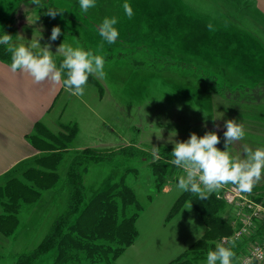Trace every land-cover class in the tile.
I'll list each match as a JSON object with an SVG mask.
<instances>
[{
    "label": "rangeland",
    "instance_id": "374dc122",
    "mask_svg": "<svg viewBox=\"0 0 264 264\" xmlns=\"http://www.w3.org/2000/svg\"><path fill=\"white\" fill-rule=\"evenodd\" d=\"M76 1L40 0L37 6L32 0H0V36L11 35L14 46L50 44L53 59H64L55 50L64 43L105 59V76L91 75L97 85L87 83L82 96L64 88L41 125L53 135L77 127L74 140L60 149L61 180L83 145L104 149L134 143L152 153L153 146H174L192 133L202 137L215 132L220 138L216 147L224 151L227 120L245 130L244 139L229 145L231 156L245 158L246 148H264V22L256 14L246 15L252 8L246 12L239 0H96V6L83 13ZM124 3L132 7L131 18L125 15ZM48 10L58 11L55 18L46 14ZM106 17L118 20L114 27L119 37L112 44L98 31ZM55 26L61 35L50 41ZM0 47L6 50L8 45ZM148 165L118 157L89 166L83 175V204L128 171L124 182L135 192L141 210L136 239L116 264H168L184 252L198 257L207 247L195 245L207 227L193 205H174L183 193L176 185L184 170L167 166L165 182L156 187ZM26 167L12 175L19 177ZM61 180L32 204L21 206L14 232H0V264H15L23 251L35 248L63 211L65 192L57 196ZM256 186H264V176ZM225 206L221 216L232 227ZM215 239L208 238L206 245L216 247ZM55 254L52 250L35 264H52Z\"/></svg>",
    "mask_w": 264,
    "mask_h": 264
},
{
    "label": "trees",
    "instance_id": "16d2710c",
    "mask_svg": "<svg viewBox=\"0 0 264 264\" xmlns=\"http://www.w3.org/2000/svg\"><path fill=\"white\" fill-rule=\"evenodd\" d=\"M0 60L11 65V53L0 47ZM63 58L54 59L57 67ZM66 79V70L62 75ZM87 83L97 85L90 75ZM101 95V93H100ZM35 125L34 133L30 136V144L39 151L31 164L22 170L20 176L8 178L0 184V232L8 235L18 226V214L21 206L30 205L37 200L42 191L54 189L61 180L58 168L62 161L60 149L64 143L72 142L77 127L63 128L64 133L53 135ZM160 149L159 158H154L151 152L137 147L134 143L112 148H87L78 152L70 160L57 196L65 192L66 201L63 211L51 222L48 231L41 241L30 251H23L17 256L15 264H35L42 256L52 250L56 251L52 264H116L124 251L137 236L136 223L141 204L135 192L125 184V172L118 181L107 189L95 194L85 205L83 175L89 166L113 162L116 158L139 159L146 162L151 170L156 187L165 182L163 172L167 166H174L171 153L174 146L157 147ZM106 156H102V155ZM17 171L14 170V172ZM260 197L264 196V186L253 187ZM191 202L198 212L207 231L195 245L207 247L198 257H187L182 253L177 259L168 264H207V253L214 251V245H206L208 238H223L232 234V227L221 216L227 210L225 204L216 199L212 193L207 199L201 200L190 192H183L174 205ZM174 206L172 207L173 210ZM216 240V239H215ZM217 241V240H216ZM229 247V246H226ZM242 245L235 246L232 264H239L237 256ZM257 264V263H251ZM264 264V263H263Z\"/></svg>",
    "mask_w": 264,
    "mask_h": 264
},
{
    "label": "clouds",
    "instance_id": "9594fccd",
    "mask_svg": "<svg viewBox=\"0 0 264 264\" xmlns=\"http://www.w3.org/2000/svg\"><path fill=\"white\" fill-rule=\"evenodd\" d=\"M33 4L39 6L40 0H32ZM79 6L83 13L96 6V0H79ZM125 15L131 18L133 10L130 4L124 3ZM58 11L48 10L47 15L55 18ZM39 19V17H37ZM118 23L116 17L104 18L98 26L99 35L108 44L115 43L119 32L114 27ZM61 35L59 26L51 30L50 41H55ZM13 37L9 34L0 36V44L8 45L7 51L11 53L10 69L13 73L18 70L27 73L35 83L51 80L62 84L66 91L73 96H82L90 75L99 78L105 76V59L102 55L94 54L91 50H84L80 47L73 48L62 43L57 52L64 57L62 63L57 67L54 62V55L50 52V44L40 47L36 41L30 46L20 44L14 46ZM102 47V45H101ZM39 48L40 52L35 53L32 49ZM66 70V79L62 75ZM226 131L224 135V151L219 150L216 145L220 138L215 132H206L202 137L195 133L190 134L188 140L177 142L171 153L174 159L171 163L182 168L185 175L179 178L176 187L182 192H190L199 199H207L212 193L219 192L226 185L231 184L239 193H251L253 187L264 176V148H257L254 151L246 148L245 158L231 156L228 148L235 141L245 137V130L242 124L235 120L225 121ZM154 158H159L160 149L153 146ZM192 203L188 202V209ZM228 240V238H225ZM226 247L218 244L214 251L207 253V264H232L235 252L234 242ZM250 264V262H249Z\"/></svg>",
    "mask_w": 264,
    "mask_h": 264
},
{
    "label": "crops",
    "instance_id": "0c3cea01",
    "mask_svg": "<svg viewBox=\"0 0 264 264\" xmlns=\"http://www.w3.org/2000/svg\"><path fill=\"white\" fill-rule=\"evenodd\" d=\"M239 3L247 7L246 12L252 8L247 16L256 14L264 22V0H239ZM76 5H79V0ZM240 12L244 14V9ZM238 14L239 10L237 21ZM63 92L62 84L51 80L35 83L27 73L19 70L13 73L10 64L0 60V181L14 176V170L28 166L40 154L30 144L29 138L35 125L46 120ZM78 129L80 131L79 124ZM87 148L97 147L83 145L77 150Z\"/></svg>",
    "mask_w": 264,
    "mask_h": 264
},
{
    "label": "built area",
    "instance_id": "2783aa9c",
    "mask_svg": "<svg viewBox=\"0 0 264 264\" xmlns=\"http://www.w3.org/2000/svg\"><path fill=\"white\" fill-rule=\"evenodd\" d=\"M214 194L216 199L229 207L233 227L232 234L219 239L217 245L231 246L229 242L242 245L243 251L238 256L239 264H263L264 196L260 197L253 191L250 194L239 193L231 184Z\"/></svg>",
    "mask_w": 264,
    "mask_h": 264
},
{
    "label": "bare ground",
    "instance_id": "6f19581e",
    "mask_svg": "<svg viewBox=\"0 0 264 264\" xmlns=\"http://www.w3.org/2000/svg\"><path fill=\"white\" fill-rule=\"evenodd\" d=\"M155 240H156V239H155ZM166 245H167V244H166ZM152 246H153V245H152ZM154 246H155V245H154ZM162 252H163V251H162ZM160 254H161V253H160ZM160 254H159V255H160ZM157 255H158V254H157ZM157 255H156V256H157Z\"/></svg>",
    "mask_w": 264,
    "mask_h": 264
}]
</instances>
